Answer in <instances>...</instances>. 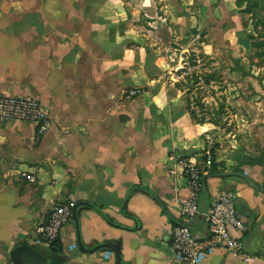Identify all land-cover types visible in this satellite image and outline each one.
<instances>
[{"label": "crops", "instance_id": "crops-1", "mask_svg": "<svg viewBox=\"0 0 264 264\" xmlns=\"http://www.w3.org/2000/svg\"><path fill=\"white\" fill-rule=\"evenodd\" d=\"M230 6L236 0H0V94L38 99L52 121L41 137L35 123L0 121V264H15L21 244L56 264H115L109 249H80L73 215L56 242H41L50 210L78 201L90 204L78 208L86 248L119 241L121 264H178L172 229L193 192L181 156L209 175L187 220L194 233L209 235L205 212L225 189L248 225L232 231L239 253L217 248L200 264H264V147L195 124L174 74Z\"/></svg>", "mask_w": 264, "mask_h": 264}, {"label": "rangeland", "instance_id": "rangeland-1", "mask_svg": "<svg viewBox=\"0 0 264 264\" xmlns=\"http://www.w3.org/2000/svg\"><path fill=\"white\" fill-rule=\"evenodd\" d=\"M236 3L222 7L220 22H210L174 74L195 124L214 123L221 138L237 134L243 145L263 148L264 8L256 2L249 7L246 0Z\"/></svg>", "mask_w": 264, "mask_h": 264}, {"label": "built area", "instance_id": "built-area-1", "mask_svg": "<svg viewBox=\"0 0 264 264\" xmlns=\"http://www.w3.org/2000/svg\"><path fill=\"white\" fill-rule=\"evenodd\" d=\"M139 92V89L130 90L127 97ZM10 120L35 123L38 137L43 136L52 124L48 112L38 99L29 96L0 94V121ZM207 161H211L210 154ZM177 162L182 167L183 175L193 192L189 198L181 200L183 221L176 222L172 229L175 261L178 264H200L207 252L217 248L239 253V240L232 231L243 233L247 230L248 225L238 213L236 192L232 189H225L211 200L205 212L209 235L206 238L198 237L187 220L195 217L199 211V193L205 187L202 177L204 170L196 161L187 156L179 157ZM28 178L31 182L36 180L34 175H28ZM72 215L73 211L70 206L55 205L46 220L38 226L41 242L47 245L56 242L64 225L72 218ZM243 259L248 260V257Z\"/></svg>", "mask_w": 264, "mask_h": 264}, {"label": "water", "instance_id": "water-1", "mask_svg": "<svg viewBox=\"0 0 264 264\" xmlns=\"http://www.w3.org/2000/svg\"><path fill=\"white\" fill-rule=\"evenodd\" d=\"M83 205H90V204L86 201H78L74 204L72 209L73 219L75 221L77 234H78L77 245L84 252L95 251L98 249H109L115 253V259H116L115 264H121L122 254H121V243L119 241L101 243L90 249L85 247V244L83 243L80 236V227H79V218H78V208ZM12 259L15 264H33V263L56 264L54 262L49 261V258L46 255L42 254L35 247L29 244H21L17 246L12 252Z\"/></svg>", "mask_w": 264, "mask_h": 264}, {"label": "trees", "instance_id": "trees-1", "mask_svg": "<svg viewBox=\"0 0 264 264\" xmlns=\"http://www.w3.org/2000/svg\"><path fill=\"white\" fill-rule=\"evenodd\" d=\"M188 109H189V111H190V114L192 115L193 114V111H191V109H190V106L188 105ZM209 175H203L202 177H203V180H204V182L206 181V178L208 177ZM57 248V247H56Z\"/></svg>", "mask_w": 264, "mask_h": 264}]
</instances>
